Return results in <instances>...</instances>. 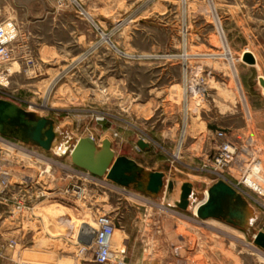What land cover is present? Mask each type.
Listing matches in <instances>:
<instances>
[{"label":"rangeland","instance_id":"374dc122","mask_svg":"<svg viewBox=\"0 0 264 264\" xmlns=\"http://www.w3.org/2000/svg\"><path fill=\"white\" fill-rule=\"evenodd\" d=\"M0 23L15 31L17 52L36 66L26 73L14 61L0 99L33 119H53L71 144L91 136L100 146L109 138L117 156L193 183L194 202L219 180L208 166L220 142L212 125L246 147L251 166L261 160L264 172V0L0 2ZM246 49L258 66L239 60ZM52 152L71 159L68 148ZM0 165L21 171L7 153ZM56 178L53 189L66 182ZM82 183L81 197L57 189L40 199L35 217L20 227L0 204V264H95L80 253L91 241L78 238V219L95 227L98 213L118 228L108 264H264L253 238L264 232V191L240 185L256 215L250 233L105 176Z\"/></svg>","mask_w":264,"mask_h":264},{"label":"built area","instance_id":"2783aa9c","mask_svg":"<svg viewBox=\"0 0 264 264\" xmlns=\"http://www.w3.org/2000/svg\"><path fill=\"white\" fill-rule=\"evenodd\" d=\"M15 34L12 28L0 23L1 85L10 81L14 73V61L19 62L26 73L32 72L36 67L34 59L26 51L17 52ZM214 134L220 142L208 166L213 169L219 180L227 181L242 194L240 185L259 193L258 188H254V181L247 183L250 181L247 179L248 173L257 160L253 161L251 166L247 159L246 147L232 142L222 129L215 130ZM0 143L4 146L3 148L0 145V153L10 154L12 162L20 165L21 169L13 171L8 166L0 165V204L6 205L10 213L16 216L18 227L23 226L24 221L35 217L36 204L40 199L53 194V191L59 189L63 193L78 197L83 189V179L98 180L94 174L73 164L71 159H62L52 151L20 140H7L1 133ZM55 176H58V181L68 182L53 189L51 183L52 179L57 180ZM96 225L89 239L91 244L82 247L80 253L89 252L95 264H108L116 258L113 241L118 230L117 223L109 214L98 213Z\"/></svg>","mask_w":264,"mask_h":264},{"label":"water","instance_id":"95a60500","mask_svg":"<svg viewBox=\"0 0 264 264\" xmlns=\"http://www.w3.org/2000/svg\"><path fill=\"white\" fill-rule=\"evenodd\" d=\"M243 60L251 65L256 63L251 52H245ZM259 80L264 87V79L261 77ZM211 128L219 129L216 125ZM0 133L48 151L58 152L57 148L61 150L64 144L76 166L97 177L105 176L118 186L132 188L151 198L161 197L170 207L188 210L195 203L193 183L166 177L163 172L148 170L134 159L117 156L109 138L104 139L100 146L91 136L81 137L71 144L69 138L62 137V131L53 119H33L25 109L6 99H0ZM138 144L142 148L148 146L143 140ZM196 216L202 220L220 219L250 233L256 219L248 200L222 179L208 189V197L197 208ZM253 237L254 242L264 249V232L260 231Z\"/></svg>","mask_w":264,"mask_h":264},{"label":"bare ground","instance_id":"6f19581e","mask_svg":"<svg viewBox=\"0 0 264 264\" xmlns=\"http://www.w3.org/2000/svg\"><path fill=\"white\" fill-rule=\"evenodd\" d=\"M86 15L88 16V17H90V18H92V16L88 13V12H86ZM105 40H107L108 42H110V40H109V37H107V36H105ZM245 52H251L253 55H254V57H255V59H256V63L255 64H253V65H255V66H258V58H257V55H256V53H254L253 51H251V50H249V49H246V50H244L240 55H239V60H243V54L245 53ZM186 56H189L188 54L186 55ZM244 61V60H243ZM245 62V61H244ZM246 63V62H245ZM251 65V64H250ZM261 77H263L261 74H260V76H259V78H261ZM263 79H264V77H263ZM261 87L263 88V93H264V87H263V85H261ZM193 90H195V89H193ZM189 91V90H188ZM195 93H196V91H194ZM198 92V91H197ZM189 93V92H188ZM200 93V92H199ZM190 94H191V92H190ZM198 94V93H197ZM188 95V94H187ZM187 97V96H186ZM188 98V97H187ZM46 106V105H45ZM186 107V106H185ZM186 111H187V109H185ZM189 114V113H188ZM185 115H187V114H185ZM220 129V128H219ZM184 133V132H183ZM186 135V134H185ZM252 140V139H251ZM182 141V140H181ZM62 150V149H61ZM61 150H56V151H58V152H62ZM63 153V152H62ZM61 153V154H62ZM178 153H176V156H177V158H179V155H177ZM262 161L261 160H257L256 162H255V164L253 165V168H252V170L251 171H249V175H248V180H250V181H248L247 183H252L253 181L256 183V184H254L255 186H254V188H258V190L259 191H261V192H263L264 191V172H263V166H262ZM240 176V175H239ZM225 181V180H224ZM225 182H227V181H225ZM228 183V182H227ZM229 184V183H228ZM235 188V187H234ZM236 189V188H235ZM237 190V189H236ZM237 191H239V190H237ZM241 194H242V192L241 191H239ZM261 192H259V193H261ZM83 193H84V189H82V192H81V195H79L78 197H81L82 195H83ZM243 195V194H242ZM244 196V195H243ZM207 197H208V190H206L205 191V193H204V196H203V198L201 199V200H198V201H196L194 204H192V206L193 207H191L192 209H193V213H194V215L196 216V212H197V208L202 204V203H204L205 201H206V199H207ZM245 197V196H244ZM246 198V197H245ZM247 199V198H246ZM248 200V199H247ZM248 202H249V204H250V206L253 208V206L251 205V203H250V201L248 200ZM254 209V208H253ZM83 217V216H82ZM86 218V217H85ZM208 219H214V218H208ZM79 220V225H80V227H81V231H82V237L81 236H79L78 238L81 240V238H83L81 241L82 242H85V243H87L88 242V240L90 239V236L94 233V228L97 226V225H95V227L93 226V224H92V222L91 221H89V220H84V217L82 218V220H80V219H78ZM207 220V219H206ZM214 225V224H213ZM216 226V225H215ZM220 227V226H219ZM217 228V227H216ZM225 228V227H224ZM223 228V229H224ZM221 230H222V228H220ZM227 229V228H226ZM118 231V230H117ZM224 233V232H223ZM254 238V237H253ZM67 258H66V261L69 263V262H71V260H73V256H71V255H68V256H66ZM61 259H62V257H61ZM65 259V258H64ZM63 260V259H62ZM61 260V261H62ZM75 261V260H74ZM64 262H65V260H64Z\"/></svg>","mask_w":264,"mask_h":264},{"label":"crops","instance_id":"0c3cea01","mask_svg":"<svg viewBox=\"0 0 264 264\" xmlns=\"http://www.w3.org/2000/svg\"><path fill=\"white\" fill-rule=\"evenodd\" d=\"M44 1L45 0H0L1 3H13V4H15V3L16 4H34V3L44 2ZM85 14H86V12H85ZM90 19L93 20V18H90ZM14 67H15V65H14ZM14 67H12V68H14ZM161 172H163V171H161ZM160 206H162L163 209H165V208L168 209L167 207H165V205H160Z\"/></svg>","mask_w":264,"mask_h":264},{"label":"flooded vegetation","instance_id":"af4514ba","mask_svg":"<svg viewBox=\"0 0 264 264\" xmlns=\"http://www.w3.org/2000/svg\"><path fill=\"white\" fill-rule=\"evenodd\" d=\"M4 136L9 137V138H13V137H10V136H7V135H4ZM13 139H15V138H13ZM15 140H18V139H15ZM117 232H118V231H117Z\"/></svg>","mask_w":264,"mask_h":264}]
</instances>
